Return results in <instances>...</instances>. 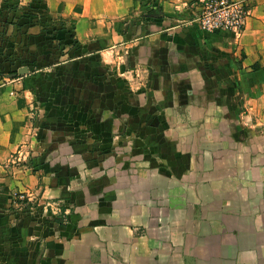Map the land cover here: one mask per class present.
<instances>
[{
  "label": "crops",
  "instance_id": "0c3cea01",
  "mask_svg": "<svg viewBox=\"0 0 264 264\" xmlns=\"http://www.w3.org/2000/svg\"><path fill=\"white\" fill-rule=\"evenodd\" d=\"M195 1L45 0L84 60L134 66L34 170L29 78L0 77V264H264V0L238 34L200 29Z\"/></svg>",
  "mask_w": 264,
  "mask_h": 264
},
{
  "label": "rangeland",
  "instance_id": "374dc122",
  "mask_svg": "<svg viewBox=\"0 0 264 264\" xmlns=\"http://www.w3.org/2000/svg\"><path fill=\"white\" fill-rule=\"evenodd\" d=\"M47 9L45 0H0V77H28L34 93L29 139L35 144H27L18 154L19 161L24 160L33 170L39 164L43 142L53 130L65 131L73 123V131L83 128L81 136L89 135L85 125L100 118L103 112L98 106L109 98L102 75L110 71L124 77L121 73L134 66L118 50L111 65H103L97 58L92 59L94 63L84 60L89 52L79 48L66 20ZM112 82L113 87L124 90L122 79L115 77ZM12 202L16 208L38 204L29 191L17 192ZM45 206L50 207L45 212L54 220L66 222L67 212L60 204Z\"/></svg>",
  "mask_w": 264,
  "mask_h": 264
},
{
  "label": "built area",
  "instance_id": "2783aa9c",
  "mask_svg": "<svg viewBox=\"0 0 264 264\" xmlns=\"http://www.w3.org/2000/svg\"><path fill=\"white\" fill-rule=\"evenodd\" d=\"M194 4L197 26L210 32L229 30L238 34L250 10L249 0H196Z\"/></svg>",
  "mask_w": 264,
  "mask_h": 264
}]
</instances>
